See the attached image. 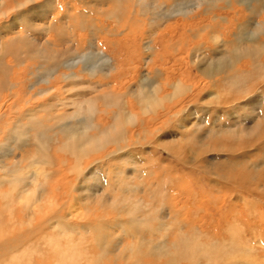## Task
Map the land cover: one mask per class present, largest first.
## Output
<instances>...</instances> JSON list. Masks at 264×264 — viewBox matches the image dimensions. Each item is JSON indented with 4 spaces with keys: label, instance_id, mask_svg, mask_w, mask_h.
<instances>
[{
    "label": "rangeland",
    "instance_id": "1",
    "mask_svg": "<svg viewBox=\"0 0 264 264\" xmlns=\"http://www.w3.org/2000/svg\"><path fill=\"white\" fill-rule=\"evenodd\" d=\"M14 1H5L11 19L0 22V264H264V57L256 67L249 52L234 68L222 69L218 85L204 87L209 79L197 70L212 63L217 69L228 56L246 50L264 52V42L252 35L258 24L264 25V0L263 5L258 0L216 1L202 6L211 7L208 13L193 10L188 22L183 16H164L180 5L197 7L202 0H121L119 13L113 12L111 0H35L18 10ZM218 13L231 20L221 24L232 29L231 36L211 40L205 36L213 34L201 27L215 25L210 18ZM53 19L62 20L61 25ZM128 21V30L141 33L138 46L148 43L147 58L165 53V60L180 59L176 69L189 66L196 78L185 86L202 89L199 98L189 97L191 92L180 91V86L162 96L139 94L135 85H150L152 94L161 82L140 61L135 64L139 77L128 79L127 68L134 65L128 60L121 65L123 50H128ZM172 25L175 38H170V28L167 37L154 35ZM18 36L23 42L10 44ZM207 40L214 51L206 50ZM82 42L85 46L75 47ZM99 49L116 64H106L103 55L95 65ZM79 58L88 62L71 69ZM63 59L66 68L55 69L54 63ZM119 67L122 74L112 73ZM55 72L47 89L54 96L46 102V83L29 88ZM69 73L78 74L80 83L66 82L63 75ZM110 81L128 84L139 111L125 113L141 114L136 122H125L124 131L147 123L143 139L129 133L133 138L128 145L142 144L119 156H109L118 148L99 129L86 133L79 127L71 138L66 132L74 124L69 116L89 103L108 112L103 128L118 125V117L110 115L118 108H107L103 99L111 95ZM123 86L113 93L123 95L129 89ZM14 88L17 98L12 99ZM149 97L151 103L145 101ZM43 103L50 106L49 115L41 113ZM164 107L177 113L168 117ZM33 114L45 119L22 139ZM42 124L48 129L38 136ZM84 138L86 146L79 143ZM37 164L47 175L39 174Z\"/></svg>",
    "mask_w": 264,
    "mask_h": 264
},
{
    "label": "bare ground",
    "instance_id": "2",
    "mask_svg": "<svg viewBox=\"0 0 264 264\" xmlns=\"http://www.w3.org/2000/svg\"><path fill=\"white\" fill-rule=\"evenodd\" d=\"M5 1L7 2V3H10L11 1L10 0H0V19H3V20H0V22H2V21H4V20H7V19H9L10 18V13H11V9H8V5L5 3ZM35 0H26V1H24V2H19V0L18 1H14L15 3L16 2H18L17 4H18V8H17V10L18 9H20L21 7H23V6H27V4H30L31 2H34ZM46 1V0H45ZM207 1H209L207 4H206V2ZM216 1H221V2H223V3H227V4H229L230 2H232L231 0H202V5L200 4V2L198 3V5H197V7H189V6H184V5H180V7H178V8H176L177 10H175V11H173V14H171V15H167V14H165V16L164 15H162V16H164V19H168V18H173V17H178V16H183V17H185L186 19L184 20V22H188V19H190L191 18V14H192V11L194 10V12H195V9H201V10H203L205 13H208V9H210L211 7H209L208 6V8L206 9V10H204L203 8H202V6H204V5H210V6H215V2ZM236 3H242L241 2V0H234ZM240 1V2H239ZM245 1V0H244ZM128 2V1H127ZM247 2H248V0H247ZM260 5H263L262 4V2H260V0H258L257 1ZM110 3H112V4H114V10H113V12H117V13H119V9H120V4H121V0H111L110 1ZM122 3H125V1H123L122 0ZM246 3V2H245ZM14 5V4H13ZM247 5H249V4H247ZM218 6V5H217ZM216 6V7H217ZM250 6V5H249ZM264 6V5H263ZM248 7V6H247ZM8 9V10H7ZM226 8H224V10H225ZM75 10V9H74ZM174 10V9H173ZM222 10V9H221ZM5 11H7L6 13H3V12H5ZM13 11H14V9H13ZM76 11V10H75ZM123 11V10H122ZM112 12V13H113ZM167 11H165V13H166ZM233 12V11H232ZM78 13V12H77ZM116 13V14H117ZM133 13V12H132ZM172 13V12H171ZM223 13H225V12H223ZM160 14V13H159ZM213 14V13H212ZM228 14V13H227ZM226 14V15H227ZM117 16H118V14H117ZM160 18V17H159ZM209 18V17H208ZM11 19V18H10ZM163 19V18H162ZM211 20H215L217 23L215 24V25H212V24H207V26L205 25V26H202L201 27V30H202V32H209V33H211V34H213V36H211L210 34H208L209 36H205V37H209V39H210V37H212V39L211 40H219L218 38H221V39H223L224 40V38L227 36V35H230L231 34V30L232 29H230V27L229 26H227V28L225 27H222L221 26V24L222 23H225V24H228V25H230L231 24V20H228V18L226 17V16H224V15H222L221 13H218V14H214V16L212 15V17L210 18ZM54 21H55V23H56V25H61V23H62V20H59V19H53ZM2 23H4V22H2ZM129 23H130V21H128V23H127V25L125 26V28H126V31L127 32H129L128 33V37L125 39V41L124 42H126L124 45H126V49H128V50H126V52L123 50V53H122V55H121V57L123 58V63L121 62V65L122 64H124V60H128V63H129V65H131V64H133V65H131V66H133V68H127V71H131V76H128V79H132V80H135L136 78H138L139 76L137 75V73H138V67H137V65H135L138 61H140V64L142 65V68H143V66H145V67H147V68H149L150 70L152 69V70H154V72L156 73V75L159 77V79H160V81L159 82H161V84L159 85V87L152 93V94H150L149 93V86L150 85H146V86H144L143 85V83H141L142 85H140V84H138V85H135V86H140L139 88H141V89H139L138 90V92H139V94H146V96H152V95H156V96H162L161 94L162 93H165V92H168V91H170L172 88H177V86H180V88L182 89V90H180V91H188V92H191L190 94H189V97H194L195 95L198 97V96H200V94H201V92H202V89L201 90H196L195 88H194V86H189V87H186L185 85H187V82H189V81H194V79L196 78V76L194 75V73H193V71L189 68V66L187 65V64H185L182 68H179V70L178 69H176L177 68V66H176V64H179V62H180V59H175V58H173L172 60L171 59H169V60H165L163 57H165V53L164 54H157V56H156V54H155V56H156V58H153V56H152V58L151 59H149V58H147L146 56V54H148V52H145V51H148L149 50V48L147 47L148 46V43L146 42L145 44H142L141 45V47H139L138 45H139V43H138V39H140L139 37L141 36V33H139L138 35H135L134 33H133V31L132 30H128V25H129ZM233 23V22H232ZM98 24V23H97ZM212 25V26H211ZM257 25V24H256ZM261 25V26H260ZM233 25H231V27H232ZM26 27V26H25ZM167 27V26H166ZM240 27V26H239ZM238 27V28H239ZM171 29V31H172V36H170V38L171 39H173V38H175V36L177 35V33H175V32H177V30H176V27H175V25H172V26H170V27H167V29H166V32L165 31H160V32H155L154 33V35L155 36H157L158 34L160 35V37L161 38H164V37H167L168 35H167V33H168V29ZM241 29V28H240ZM239 29V30H240ZM58 30H60V28H58ZM238 31V30H237ZM27 32H28V30H27ZM83 32H87V33H91L92 35H93V32H91V31H89V30H85V31H83ZM197 32H200V31H197ZM201 32V33H202ZM144 33V32H143ZM234 33V32H233ZM236 33V32H235ZM130 34H131V36H130ZM161 34H164V35H161ZM237 34V33H236ZM246 34V33H245ZM252 35L254 36V39L256 40H261V41H263L264 42V25L263 24H258V26H256L255 28H254V33H252ZM22 36V35H21ZM29 36V35H28ZM231 36V35H230ZM90 37V36H89ZM21 37H19L18 36V38L16 37V38H14V39H12L11 40V42H10V44H13V45H17L19 42H23L21 39H20ZM83 38V37H82ZM170 40V39H169ZM141 42H142V40H140ZM91 42V40L89 41V44H91L90 43ZM220 42V41H219ZM59 43H62V41L60 40V42ZM83 43V42H82ZM80 43V44H76V46L75 47H78V48H82V46H85V44L83 43ZM219 45H220V43H218ZM54 47H57V45H56V42H54L53 44H52ZM104 46H106L105 44H103ZM114 45V44H113ZM206 45H207V47H206V50H211V51H214L216 48H213V47H211L210 45V41L209 40H207V43H206ZM94 46V45H93ZM98 46V45H97ZM86 47H88V46H86ZM119 47V45L117 46V48ZM78 48H76L77 50H79ZM98 48V47H97ZM15 50H17L18 51V49L17 48H14ZM75 49V48H74ZM251 49V48H250ZM46 50L47 49H45V47H43L42 48V51H44V52H46ZM245 50V49H244ZM76 51V50H75ZM108 51V50H107ZM241 51H243V49L241 50ZM93 52V51H92ZM98 52H99V55H97V60H96V62L94 63L95 65H98L99 64V59H100V56H103V55H105V56H107L108 57V59H106L105 60V63L106 64H111V65H115L116 63H113V60L112 59H110L109 57H110V51H108V53L109 54H106L105 53V51L103 50V49H99L98 50ZM249 52H250V54H252V53H254V58H252L253 60H254V64L256 65V67L258 66V65H260L262 62H260L261 61V59H262V57L261 56H263L264 57V52H262L261 50H246L245 52H243V54H240V55H238V56H228V60L224 63V64H222V65H220L217 69H215V67H216V65L215 66H212V64H210V67L209 68H205V67H203V68H201V66L200 65H198L197 67V70L198 71H200V73H202V74H205V76H207V78L209 79V80H207L208 82H206L207 84L204 86V87H206V86H209V85H212V84H216V85H218V83H219V81L217 80V76L218 75H220L221 74V72H222V69H223V72H227L228 71V69H232V68H234L235 66H236V64H238V62L242 59V58H246L248 55H249ZM116 52H114V51H112V54H115ZM152 54V53H151ZM190 54V53H189ZM146 55V56H145ZM253 55V54H252ZM117 56V55H116ZM151 56V55H150ZM4 57V56H3ZM101 60V59H100ZM142 60H143V63H142ZM184 61V60H183ZM67 62H70V63H72V61H70L69 59L67 60ZM88 62V59L87 58H84V59H82V58H79L78 60H75V61H73V65H71V69H75V68H77V67H79L80 65H86V63ZM102 62V61H101ZM172 63H174L175 64V66L174 65H172ZM118 64V63H117ZM127 64V63H126ZM195 64V63H194ZM199 64V63H198ZM61 65H62V67H65L66 68V62H65V60L63 59L62 60V64L59 62V61H57V62H55L54 63V66H55V69H58L59 67H61ZM128 65V64H127ZM255 65H254V67H255ZM107 66H109V65H107ZM122 66H124V65H122ZM121 66V67H122ZM136 66V67H135ZM159 66H161V67H165V69L164 70H160L159 69ZM232 66V67H231ZM176 67V68H175ZM112 68V67H111ZM140 68V67H139ZM175 68V69H174ZM236 69V68H235ZM107 70V69H106ZM50 71V70H49ZM87 71H88V73L90 74V75H92L91 77H90V79H92L93 80V78H94V76H93V69H92V67H88L87 68ZM112 71V70H111ZM233 71V70H232ZM107 72V71H106ZM105 72V73H106ZM114 72H118V74L120 73V74H122V71H121V69H120V67L119 68H116L115 69V71H113L112 73H114ZM222 72V73H223ZM234 72V71H233ZM111 73V74H112ZM47 74H49V75H51V72H48ZM46 74V75H47ZM56 72H55V74H53V76H50V78L49 79H47V77L45 76V79L43 80H41V84L40 83H38V84H34L33 86H31L29 89H32V90H35L36 88L37 89H39V88H43V87H41L42 86V84H44V83H46L47 85H45L46 86V90L44 91V93L45 94H43L45 97H46V102H47V100L48 99H50L52 96H54V93L52 94V93H50L49 94V92H47V89H50L51 90V88H52V86H51V80L54 78V77H56ZM81 74V73H80ZM168 74H170V76L168 75ZM201 74V75H202ZM88 75V74H87ZM183 75H189V78H184L183 77ZM116 76V75H115ZM119 76V75H118ZM135 76H136V78H135ZM204 76V75H203ZM123 76H121V78H122ZM63 78H64V80L66 81V82H71V83H73V84H76L77 82H79V81H81L82 80V78L78 75V74H73V73H69V74H67V75H63ZM115 78V77H114ZM218 78H219V76H218ZM230 78H231V76L230 77H226V80L228 81V80H230ZM119 79H120V77H119ZM112 80H114L113 78H112ZM121 80V79H120ZM122 80H124V79H122ZM224 80H225V78H224ZM115 81V80H114ZM117 81V80H116ZM162 81H164L165 83H163ZM43 82V83H42ZM120 82V81H119ZM121 82H123V81H121ZM177 82V83H176ZM80 83V82H79ZM139 83V82H138ZM73 84L71 85V86H73ZM110 84L112 85L111 86V88H112V92H111V95H109V97L107 98V96H104V100H105V103H106V106H107V108L108 107H115V108H118V111L117 112H112L110 115H112L113 114V117H112V119L115 117V119H116V124H118V125H114L113 127L112 126H110V125H108V126H106V128H103L102 127V122H101V120L102 121H104V119H103V114H105V115H107L108 114V112H106V110H102V109H100L98 106H99V104H98V106H97V104H92V103H89L88 104V106L85 108V109H82V108H80V109H78V110H76L75 111V113H73L71 116H69V118L71 119V120H73L74 121V124L73 125H70L69 126V128H67V130H66V132H68L69 133V135H70V138L72 137V136H74V135H76V131H78V128L81 130L82 129V131L83 132H86V133H94V131H96V130H100V132H102V134H103V136H111V137H108L109 139H110V142L111 143H113V145H115L118 149L116 150L115 149V151H113V152H111L110 154H109V156H112V155H116V156H119V155H121V154H125V153H127V152H129L128 151V149L129 148H132V147H135V145H137V144H142V142H140L141 140H137V141H139V142H135V143H133L132 145H128V141H130L133 137L132 136H130L129 135V133H130V131H132V132H134V133H138V135L140 136V138L141 139H143V136H142V131H144L143 129H146V126H147V123L146 122H143L140 126H138V127H136V128H134V129H129V130H126V131H124L125 129H126V127H123L122 125H126L125 124V122H130V121H132V120H134L135 122H136V120H138V119H140L141 118V114H135L136 116L134 117V113H133V116H132V113H128V114H126L125 113V110H129V112H135L136 110L137 111H139V109H138V105L136 104V99H133V98H129V93H130V89L131 88H129V86H127V85H125V84H122V83H120V85L119 86H117L116 84L117 83H115V82H113V81H110ZM164 84H165V86H164ZM240 84V81L239 82H237V85H239ZM11 85V84H10ZM123 85H125V86H123ZM131 85V84H130ZM121 86H123V87H128L129 89L127 90L126 89V92L123 94V95H115L113 92L118 88V87H121ZM134 85L132 86V87H135ZM162 86H164V87H162ZM131 87V86H130ZM144 87H146V88H148V89H145ZM57 88V87H56ZM55 88V89H56ZM71 88V87H70ZM90 89V88H89ZM96 89V88H95ZM94 89V90H95ZM69 90V89H68ZM91 90V89H90ZM16 91H17V89L16 88H14V90H13V92H11V96H12V99L14 98L15 99V97L17 96V94H16ZM49 91V90H48ZM76 91V90H75ZM53 92H55V90L53 91ZM76 93H78V92H76ZM15 94H16V96H15ZM56 94V93H55ZM75 94V93H74ZM176 94V93H175ZM78 95V94H77ZM76 95V96H77ZM19 96V95H18ZM56 96V95H55ZM76 96H74V97H76ZM79 96H80V94H79ZM144 96V95H143ZM142 96V97H143ZM39 97V93L37 92L36 94H35V98H38ZM83 97H84V95H83ZM9 98V97H8ZM7 98V99H8ZM17 98V97H16ZM58 98V97H57ZM60 98V97H59ZM77 98H78V96H77ZM199 98V97H198ZM32 99H33V95H32ZM68 99V98H67ZM140 99H141V97H140ZM151 99H153L152 97H149L147 100H145V101H147V103H151ZM162 99V98H161ZM55 101L57 100V99H54ZM69 100V99H68ZM67 100V101H68ZM71 100V99H70ZM74 100H76V99H74ZM160 100V99H159ZM30 101V100H29ZM53 101V100H52ZM186 100L184 99V101L182 102V103H184ZM64 103H66V102H64ZM47 104V103H46ZM125 104H126V106H125ZM142 104H144V103H142ZM87 105V104H86ZM185 105V104H184ZM36 107V106H35ZM38 108V107H37ZM40 111H41V113H44L45 115H49V113H50V106L49 105H45L44 103L42 104V105H40ZM38 108V109H39ZM15 109V108H14ZM32 109V108H31ZM174 109V108H173ZM171 107H164V112H165V115H167L168 117L170 116V115H173L174 113H177V112H175L174 110H173ZM185 109V107H183L182 108V110H184ZM13 111V110H12ZM100 112H102L99 116H98V113H100ZM38 113V112H37ZM156 113H157V111H156ZM40 114V113H39ZM118 114H119V116H118ZM43 115V114H42ZM29 116V118H28V124L27 125H24V127H25V129L23 130L24 132L23 133H20V137L22 138V139H25V137L27 136V132L30 130V129H32V127H34L35 126V122H40V121H42L43 119H45V117H42V119H40V118H38L37 117V115L36 114H33L32 115V117L33 118H31V116L30 115H28ZM61 119L62 118H64V117H60ZM110 118H111V116H110ZM137 118V119H136ZM114 119V120H115ZM3 120V119H2ZM44 123V122H43ZM81 123V124H80ZM39 124V123H38ZM39 126H40V124H39ZM38 126V127H39ZM42 127V132H38L37 134H38V136L40 135V134H43L44 132H46L47 131V129H48V126L45 124H42L41 125ZM19 127V126H18ZM147 131V130H146ZM69 137V136H68ZM76 137V136H75ZM16 138V137H15ZM90 138H91V141L92 140H94L95 138H93V136H90ZM22 139H20V140H22ZM20 140H19V144H18V148H21V145H20ZM78 140H79V138H77V139H74L73 140V142H74V144H77V142H78ZM263 140H264V136H263ZM79 143H82V145L83 146H86L87 144H88V142H87V139H82ZM121 143H125L126 144V147H121L120 146V144ZM90 144H92L93 145V143L91 142ZM73 146V145H72ZM131 146V147H130ZM48 149V148H47ZM5 150V149H4ZM125 152H124V151ZM8 154V153H7ZM44 154V153H43ZM11 155V154H10ZM46 159V158H45ZM16 162V161H15ZM17 163V162H16ZM38 166H39V168L41 169V171L39 172V174H41L42 172L44 173V174H46L47 175V170L45 169V167H43L41 164H37ZM89 166V165H88ZM85 169H87V167H85ZM83 171V170H82ZM43 175V174H42ZM49 175H50V173H49ZM83 175V174H82ZM50 178V176L48 177V179ZM45 181V180H44ZM76 181V180H75ZM79 181V180H78ZM50 184V183H49ZM68 185H70V184H68ZM50 186V185H49ZM68 187L69 186H67V189H68ZM71 187V186H70ZM65 188V187H64ZM75 192V191H74ZM67 193V192H66ZM68 193H69V189H68ZM68 193H67V195H68ZM25 196H23V198H24ZM67 197V196H66ZM65 197V198H66ZM81 197H83V196H81ZM22 198V199H23ZM79 198H80V196H79ZM84 198V200L85 199H88V200H91V197H83ZM25 199V198H24ZM93 199V198H92ZM25 201V200H24ZM49 201V200H48ZM67 201H69L68 199H67ZM47 202V201H46ZM86 202H89V201H87L86 200ZM47 204V203H46ZM11 208V207H10ZM45 208V207H44ZM61 208V207H60ZM31 209H33V208H31ZM71 209V208H70ZM59 210V209H58ZM53 215V214H52ZM156 216V215H155ZM43 220V219H42ZM6 224H8V223H6ZM10 224V223H9ZM44 224V223H43ZM49 225V224H48ZM2 227H3V225H2ZM14 227V226H13ZM41 228V227H40ZM46 228V227H45ZM40 230V229H39ZM36 231V230H35ZM37 232V231H36ZM4 234V233H3ZM193 245H195V244H193ZM199 250V249H198ZM196 251V250H195ZM22 253V252H21ZM70 253H71V251H70ZM192 253V252H191ZM194 253L195 252H193V255H194ZM196 253H197V251H196ZM16 257V256H15ZM21 258V257H20ZM182 258V257H181ZM24 260V259H23Z\"/></svg>",
    "mask_w": 264,
    "mask_h": 264
}]
</instances>
